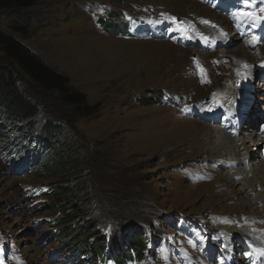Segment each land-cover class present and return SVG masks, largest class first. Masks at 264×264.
Masks as SVG:
<instances>
[{"label":"rangeland","instance_id":"obj_1","mask_svg":"<svg viewBox=\"0 0 264 264\" xmlns=\"http://www.w3.org/2000/svg\"><path fill=\"white\" fill-rule=\"evenodd\" d=\"M236 1L38 0L0 10L1 30L66 76L69 88L84 93L90 106L99 105L79 113L57 90H44L13 64L18 84L40 108L31 130L21 123L16 127L21 139L33 146L50 120L64 127V139L78 152L82 171L69 184L76 188L70 212L81 213L78 220H95L94 232L101 231L106 250L111 252L109 244L116 240L123 257L141 225L145 252L127 264L247 262L249 236L237 222L251 211L237 197L244 186L237 182L229 193V168L213 157L217 146L205 125L229 132L226 103L234 104L236 116L247 107L242 99L257 95L256 130L264 132V34H253L262 25L264 7L256 0ZM235 48L262 64L233 61ZM5 59L0 45V60ZM258 66L259 74L250 75L257 93L252 87L246 96L238 86ZM218 109L214 119L210 113ZM253 125L246 119L236 136L246 137ZM8 131L1 125L0 132L11 135ZM5 136L0 137V264H103L95 254L80 256L73 248L85 238L60 237L63 227L50 207L58 200L49 193L68 183L41 170L11 169L8 160L15 152ZM263 148L251 150L249 169L251 161L262 160ZM246 196L251 202L254 194ZM262 211L254 204L251 213ZM257 244L264 247V241Z\"/></svg>","mask_w":264,"mask_h":264},{"label":"trees","instance_id":"obj_2","mask_svg":"<svg viewBox=\"0 0 264 264\" xmlns=\"http://www.w3.org/2000/svg\"><path fill=\"white\" fill-rule=\"evenodd\" d=\"M37 1L0 0V10L15 6L23 7ZM0 45L3 46V51L7 57L5 60H0V128L3 125L9 129L8 132L12 133L5 136V132H0V137L5 136V138L11 139L7 146L15 152L12 158L8 160V166L18 173L41 170L45 177H57L61 183H68V185H57L51 189L49 195H55L58 202L50 207L52 213L56 215L55 223L63 227L60 229V232L64 231L60 234L61 238L64 237L63 235L67 237L68 233L76 242L85 238L80 244L73 246L80 252V256L89 257L95 254V257L101 259L103 264L108 263L105 261L109 257H113L116 264H127L129 260L142 259L146 243L141 225L137 226L132 235L130 254L123 257L120 249L122 243L119 244L116 240L109 244L113 250L107 252L101 231L94 232L96 230L95 220L87 219L84 222L78 220L81 213L78 214L80 216H76L74 212H70L73 206L70 196L76 192V188L69 184L74 178L81 176L82 168L77 150L70 146L71 144L67 139H64V127L61 124L47 120L42 126V132L37 143L33 146L26 144L21 139L23 134L17 132L16 127L22 124L31 130L33 122L31 120L38 115L40 108L18 84L17 71L13 64H17L44 90H57L61 99L66 103L73 104L79 113L94 112L99 108V105L90 106L84 93L69 88V79L66 76L57 73L39 54L33 52L13 34L0 29ZM17 143L19 145L16 147Z\"/></svg>","mask_w":264,"mask_h":264},{"label":"bare ground","instance_id":"obj_3","mask_svg":"<svg viewBox=\"0 0 264 264\" xmlns=\"http://www.w3.org/2000/svg\"><path fill=\"white\" fill-rule=\"evenodd\" d=\"M215 20L219 24L221 23V20H219V19H215ZM221 40L222 39H221V34H220L219 35V41L220 42L224 41V40H222V41ZM216 41H218V40H216ZM220 42H217V43H220ZM223 46H224V44H223ZM261 50H262L261 52L264 53V47ZM234 51L237 53V56L233 55L231 58L233 61H236L237 57L241 58V60L243 59L242 61L239 62L240 64L243 62L244 63L248 62V63L253 64L255 62L261 61V60L258 61L255 58V55L254 56L251 55V57H252V59L254 58L256 60L249 61V60H251V57L247 54L246 50H242L240 48H235ZM219 52H220V54H226L227 55L226 50H223L222 48H220ZM235 63H237V62H235ZM261 64L262 63L260 62V65ZM259 69H260V67L259 68L255 67V70L250 71L249 79H248V81H245L246 85L244 82L242 87L238 86L239 92L243 93L246 96H249L251 93V89L253 87L257 93V89L254 86L255 83L251 81L252 78H250V75L252 73L259 74V71H260ZM246 79H247V76H246ZM261 82H262L261 88L263 90L264 89V82L263 81H261ZM260 84L261 83L259 82V85ZM232 85L233 86L236 85L235 81H234V84H232ZM225 90H227V89H225ZM225 90H223V91H225ZM223 91H221V93H220L222 101H223V97H226L225 93L222 95ZM242 100H244L242 102L243 106L246 107V103H247V107H246V109L241 110L242 113L240 111L238 113V115H236V116H235V114L237 111L235 110L233 103L227 102L226 106L223 108L225 110V115H226L225 116V125H226V128L229 129V132H226L223 130L224 132H226V134H225L223 131H221V129L218 126L213 128V127H210L208 124H205V125L208 128V132L211 134L210 137H211L212 142H214V144L217 146L216 150H215L216 151L215 155L213 157L216 158L215 160H217L219 162L218 164L223 165V166L227 165L229 168L228 169V175H230L232 178V181L230 182L231 184L226 183V185L229 189V193L231 195H233V193H234L233 187H234L235 183L240 182L244 186V190L241 192L240 195L237 196L242 201L241 204L246 206L249 210L251 209V211L254 207V204H258L262 207V210H263V208H264V188L262 189V186H263L262 184H264V159L263 160L256 159V160L251 161V164L254 165V168L249 169L248 166L246 165L247 159L249 158V156H254V155H251V153H250L251 150L256 149V153H260L261 147L264 146V132H261V133L258 132L256 130V124H255V121L259 120L261 118V116L258 115V117H256L254 119V114H255L254 112L256 110V104L258 103V100H260V96L256 95L255 99H254V96H252V99H251L252 102H251V100H247V99H242ZM222 105H223V103L220 105V107H222ZM219 109L215 110V112H216L215 114L210 113V115H214L213 116L214 119H218ZM262 110H263V113L261 115L264 114V105H262V107H261V112H262ZM245 118L247 119V123L250 122V123L254 124L253 127H255V128L252 127L248 131H246L245 132L246 137H243V138L237 137L236 135H238L240 128L242 127V122L246 121ZM189 121H191V120H189ZM216 121L217 120H215V123H217ZM191 123H193V122L191 121ZM244 141H248L251 143H250V145H248V144H245ZM252 145H253V147H251ZM256 153H255V155H256ZM254 171H257L260 175H262L263 179L262 180L258 179L255 176ZM222 179L224 180L225 177H223ZM230 188H232V190ZM251 194H254L253 200H252L253 204H252V201L246 202V200H247L246 195H251ZM251 211L247 210V212H245V214L243 216L239 217L237 220V222H239L238 228H240L241 233L245 236H249L247 239L249 241L248 243H249L250 252L246 256V259H247L246 264H264V247L262 246V244H257L260 240L264 241V212L262 211L263 213L256 214V213H251ZM257 237H258V239H257ZM230 250L231 249H229V251ZM234 262H237L236 259L234 260ZM234 262L232 259L229 262V264H232Z\"/></svg>","mask_w":264,"mask_h":264}]
</instances>
